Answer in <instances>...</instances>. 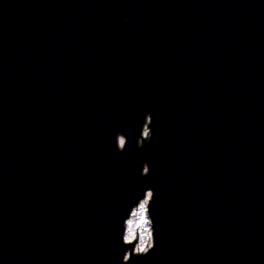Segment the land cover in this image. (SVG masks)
<instances>
[{
    "label": "water",
    "instance_id": "obj_1",
    "mask_svg": "<svg viewBox=\"0 0 264 264\" xmlns=\"http://www.w3.org/2000/svg\"><path fill=\"white\" fill-rule=\"evenodd\" d=\"M0 264H264V0H0Z\"/></svg>",
    "mask_w": 264,
    "mask_h": 264
},
{
    "label": "rangeland",
    "instance_id": "obj_2",
    "mask_svg": "<svg viewBox=\"0 0 264 264\" xmlns=\"http://www.w3.org/2000/svg\"><path fill=\"white\" fill-rule=\"evenodd\" d=\"M149 197V196H148ZM147 197V198H148ZM146 205H147V201L143 203L142 206V211L140 214H138L133 220H131L129 228H128V232L124 233L125 237L124 239L127 240V236L128 234H136V224H140V220L141 217H143V220L145 221L144 223L140 224V227L137 228V230H139L140 235H139V239L137 244H139L140 246L138 247V251L139 249H146L148 248V246L151 245V233H150V224H149V220L146 214ZM137 249V248H136Z\"/></svg>",
    "mask_w": 264,
    "mask_h": 264
},
{
    "label": "clouds",
    "instance_id": "obj_3",
    "mask_svg": "<svg viewBox=\"0 0 264 264\" xmlns=\"http://www.w3.org/2000/svg\"><path fill=\"white\" fill-rule=\"evenodd\" d=\"M144 222L145 221L143 220V217H141L140 224H142ZM140 224H136V227L137 228L140 227ZM126 239H127L126 248H131V251L126 252L125 254L128 255V256L134 255L136 248H138L140 245L136 243V237H135L134 234H128ZM153 248H154V245H153ZM142 256H146V255H141V256H138V257H142Z\"/></svg>",
    "mask_w": 264,
    "mask_h": 264
},
{
    "label": "built area",
    "instance_id": "obj_4",
    "mask_svg": "<svg viewBox=\"0 0 264 264\" xmlns=\"http://www.w3.org/2000/svg\"><path fill=\"white\" fill-rule=\"evenodd\" d=\"M148 197V196H147ZM146 201H148V198H146L145 200H143L142 202L140 201V203H139V205L136 207V208H134V210L131 212V217H130V219L126 222V232L125 233H127L128 232V228H129V225H130V222H131V220H133L138 214H140L141 213V211H142V206H143V203L144 202H146ZM129 222V223H128ZM136 233H138V238H137V240L139 239V235H140V232H139V230H137V232ZM135 237H136V234H135ZM125 241H127V240H125ZM146 249H139V251H138V249H136L135 251H138V252H144Z\"/></svg>",
    "mask_w": 264,
    "mask_h": 264
},
{
    "label": "bare ground",
    "instance_id": "obj_5",
    "mask_svg": "<svg viewBox=\"0 0 264 264\" xmlns=\"http://www.w3.org/2000/svg\"><path fill=\"white\" fill-rule=\"evenodd\" d=\"M148 196V195H147Z\"/></svg>",
    "mask_w": 264,
    "mask_h": 264
}]
</instances>
